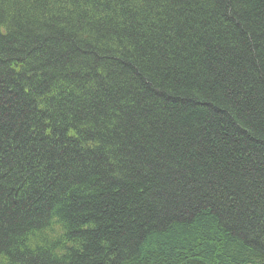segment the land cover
<instances>
[{"label": "trees", "instance_id": "trees-1", "mask_svg": "<svg viewBox=\"0 0 264 264\" xmlns=\"http://www.w3.org/2000/svg\"><path fill=\"white\" fill-rule=\"evenodd\" d=\"M0 264H264V0H0Z\"/></svg>", "mask_w": 264, "mask_h": 264}]
</instances>
